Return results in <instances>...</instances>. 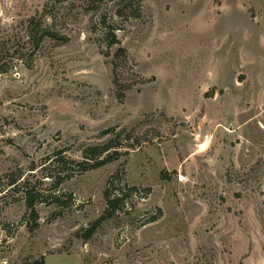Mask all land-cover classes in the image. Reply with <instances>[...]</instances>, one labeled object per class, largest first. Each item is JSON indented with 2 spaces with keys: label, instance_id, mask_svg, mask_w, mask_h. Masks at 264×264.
Wrapping results in <instances>:
<instances>
[{
  "label": "rangeland",
  "instance_id": "374dc122",
  "mask_svg": "<svg viewBox=\"0 0 264 264\" xmlns=\"http://www.w3.org/2000/svg\"><path fill=\"white\" fill-rule=\"evenodd\" d=\"M38 21L67 40L33 51ZM113 127L132 148L30 231L10 180ZM113 174L138 190L86 240ZM0 241L11 264H264V0H0Z\"/></svg>",
  "mask_w": 264,
  "mask_h": 264
},
{
  "label": "trees",
  "instance_id": "16d2710c",
  "mask_svg": "<svg viewBox=\"0 0 264 264\" xmlns=\"http://www.w3.org/2000/svg\"><path fill=\"white\" fill-rule=\"evenodd\" d=\"M103 24L105 26V38L108 41V50L114 46L120 45V41L113 27L108 26L105 22ZM29 31L33 44V51L38 50L39 46L46 38L61 41L67 40L66 37H60V35L45 29L40 21L31 24ZM120 54H122L124 58L127 57L126 50L121 47H119L117 52L118 56ZM115 84L119 86L117 80ZM123 96L124 95H120V98ZM118 130L119 127H113L103 131L102 135L107 138V141L102 145L84 146L82 148L81 160L70 158L65 150H56L43 157L39 163L33 164L29 169V177H25V175L21 173L10 180L9 186L13 187V190L17 193L22 194L17 200L21 199L25 201L27 209L25 219L29 218L31 224L27 223V226L30 231L33 232L39 227L38 205H56L63 209L74 205L73 195L65 193L62 189V185L66 181L75 178L76 175L100 169L109 163L117 161L124 154L122 151L123 149L132 148L130 143L122 140V132L126 130L123 129L120 132ZM37 173L38 176L36 175ZM118 177V174H113L108 179L104 190L106 209L103 215L87 230L85 235L86 240H89L92 235L95 234L102 223L115 217L118 211L127 206V198L133 196V192L138 190L136 187H129L124 179L122 181V179H118ZM32 178L36 180H32ZM45 181H52L51 188L45 189L43 187ZM120 184H123L127 193L124 194L117 189ZM33 264H45V259Z\"/></svg>",
  "mask_w": 264,
  "mask_h": 264
},
{
  "label": "built area",
  "instance_id": "2783aa9c",
  "mask_svg": "<svg viewBox=\"0 0 264 264\" xmlns=\"http://www.w3.org/2000/svg\"><path fill=\"white\" fill-rule=\"evenodd\" d=\"M187 181V177L186 176H180L179 177V182H186ZM1 241H0V249L4 248L2 247L3 245H1ZM2 247V248H1ZM0 264H11L10 261L7 258H2L0 259Z\"/></svg>",
  "mask_w": 264,
  "mask_h": 264
},
{
  "label": "crops",
  "instance_id": "0c3cea01",
  "mask_svg": "<svg viewBox=\"0 0 264 264\" xmlns=\"http://www.w3.org/2000/svg\"><path fill=\"white\" fill-rule=\"evenodd\" d=\"M51 256H53V255H49V256L47 255L46 256V258H45V264H47L48 257H51Z\"/></svg>",
  "mask_w": 264,
  "mask_h": 264
}]
</instances>
